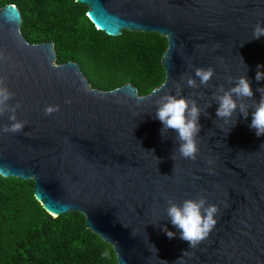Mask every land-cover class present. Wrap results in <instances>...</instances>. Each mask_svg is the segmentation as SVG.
<instances>
[{
  "label": "water",
  "instance_id": "95a60500",
  "mask_svg": "<svg viewBox=\"0 0 264 264\" xmlns=\"http://www.w3.org/2000/svg\"><path fill=\"white\" fill-rule=\"evenodd\" d=\"M74 1L108 36L165 38L164 82L145 96L130 84L93 89L77 64H56L53 43L26 42L15 6L1 8L0 79L26 125L0 131V166L8 169L0 176L32 181L34 199L53 218L81 214L85 228L112 248L116 264H179L182 250L192 253L184 264H264V133L256 136L248 126L250 106L260 98L256 88H264V79H254L257 64L264 72V35L252 38L257 21L264 26V0ZM208 66L213 76L200 85L193 68ZM240 75L253 91L243 98L249 115L237 110L235 124L226 125L215 115L214 94ZM188 76L195 87L186 84ZM177 86L202 109L195 160L179 156L175 130L161 132L155 118L158 98ZM46 105L58 109L45 114ZM8 123L5 111L0 128ZM197 196L219 211L208 236L188 248L166 215V199L179 204Z\"/></svg>",
  "mask_w": 264,
  "mask_h": 264
},
{
  "label": "trees",
  "instance_id": "16d2710c",
  "mask_svg": "<svg viewBox=\"0 0 264 264\" xmlns=\"http://www.w3.org/2000/svg\"><path fill=\"white\" fill-rule=\"evenodd\" d=\"M7 5L20 12L26 42L53 43L56 64H77L93 89L130 84L145 96L164 82L167 41L158 34L108 36L74 0H0V9ZM0 264H116V258L81 214L53 218L34 199L32 181L0 176Z\"/></svg>",
  "mask_w": 264,
  "mask_h": 264
},
{
  "label": "clouds",
  "instance_id": "9594fccd",
  "mask_svg": "<svg viewBox=\"0 0 264 264\" xmlns=\"http://www.w3.org/2000/svg\"><path fill=\"white\" fill-rule=\"evenodd\" d=\"M264 35V26H261L260 21H257L252 30V38H259ZM261 65H256L254 79L260 81L264 79V72L260 71ZM214 69L211 66L206 68H193L194 76L198 78L200 85H205L213 76ZM229 81H233L232 86L224 88L218 86L217 94H214V99L217 103L215 115L223 118L224 124H235L234 113L238 110L243 117L249 115V105L243 102V98L249 100L253 97V91L250 87V81L246 75L238 77H228ZM189 87L196 86V80L192 76L185 79ZM256 91L260 93V98L252 104L251 120L249 128L255 130V135L260 136L264 133V88L257 87ZM14 93L0 79V114L5 111L8 113V123L5 127L0 128V131L20 132L26 125V121L16 118L17 104H9L8 101ZM241 102L238 104L237 101ZM70 103V100H66ZM58 109L57 105H46L44 107L45 114H49ZM202 109L197 106L196 102L191 99H186L180 95L179 86L176 87L175 94L165 92L156 101L155 118L162 123V130L168 128L174 129L176 132V140L178 142L176 151L181 158L189 160L196 159L197 138L200 130L198 123ZM206 115V113H205ZM173 159V157H171ZM212 159L206 160V164L211 165ZM8 169L5 166H0V175L6 174ZM212 172L211 167L208 168ZM166 176V175H165ZM167 207L165 212L173 224L179 230L181 239L188 242V248H195L197 244L205 239L209 232L216 224V216L219 211L216 204L207 203L206 197L197 196L195 199H184L179 204L173 202L171 198L166 199ZM167 237L172 238L174 233L165 229ZM150 245V251L156 253L157 249ZM192 253L187 250H182V255L177 258L179 264H184V257L191 256ZM166 262V261H165Z\"/></svg>",
  "mask_w": 264,
  "mask_h": 264
}]
</instances>
